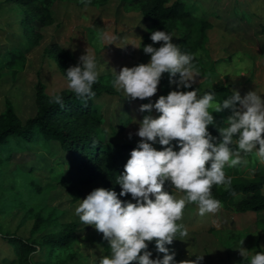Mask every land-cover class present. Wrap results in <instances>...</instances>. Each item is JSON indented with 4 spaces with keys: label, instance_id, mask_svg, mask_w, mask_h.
Listing matches in <instances>:
<instances>
[{
    "label": "rangeland",
    "instance_id": "1",
    "mask_svg": "<svg viewBox=\"0 0 264 264\" xmlns=\"http://www.w3.org/2000/svg\"><path fill=\"white\" fill-rule=\"evenodd\" d=\"M184 1L196 14L206 13L207 16L212 14L210 11L215 15L216 10L228 12L232 9L231 16H222L225 20L223 26L229 33H234L235 31L231 32L233 30L241 31L230 44L243 51L234 52L228 47L217 45L218 34L210 32L213 43L199 52V58L205 67L201 80L203 86L229 84L242 97L249 91L264 93V0H213L221 2V6H212V1L208 0H193V3L190 0ZM196 2L200 5L196 6ZM46 4L53 16L52 22H33L31 30L25 31L21 19L28 12V7L0 0V50L21 49L26 62L23 69L12 75L10 69L4 66V57L2 61L0 56V111L5 98H9L21 120L31 114L36 78L39 77L45 83L48 94L69 89L67 76L59 69L54 55L47 51L52 42L70 48L77 59L85 54L86 49L94 54L101 80L111 87L115 71L118 73L124 66L132 67L150 61L149 54L143 51L144 45L159 47L162 44L147 39L144 32L146 25L143 21L134 19L133 15L129 17V26L123 24L127 15L120 7L121 0H110L104 11L92 6L95 4L92 0H47ZM84 6H88L87 11H84ZM12 9L17 11L16 15ZM99 16H102L101 26L105 29L102 32L96 28L98 24L94 23ZM233 18L239 20V25ZM131 25H136L134 32L127 30ZM132 33L139 36L142 34L140 48L131 45L130 41H140L131 40L133 36L127 34ZM103 34L115 37V43L107 45L101 39ZM172 34L173 43L176 44L179 35L176 32ZM199 79L200 76L196 83ZM161 87L158 85L157 93L146 98V103L155 104V97ZM95 101L101 114L97 131L103 142L138 143L141 138L137 132L144 116L158 117L154 107L150 112L141 111L140 107L144 104L142 100L128 99L123 91L102 93ZM80 123L84 129L92 128L87 121L81 120ZM158 143L157 140L153 147L157 149ZM73 157L56 140L36 139L27 142L25 147L14 149L9 159L2 161L0 233L6 231L25 235L31 231L32 236L41 241L67 223H73L76 225L75 238L66 250L59 247L53 249V254L57 255L53 263L98 264L102 256L110 254L108 241L94 226L83 225L75 215V208L94 189L108 188L100 178L89 179L85 169L78 166ZM260 167L264 169V163L250 154L240 164L239 171L246 175L251 174L252 169ZM164 188L173 192L177 198L183 195L175 191L170 181L165 183ZM74 194H78L77 197ZM118 197L122 201H131L119 194ZM222 204L221 211L204 216L198 214L195 204L185 207L183 219L178 223H182L188 230V237L183 238L184 240L177 237L171 245H166L170 252L175 253L176 264L185 259L194 260L197 254H203L201 264H234L243 257L237 248L242 239V246L248 250L247 257L256 252H264V210L240 212ZM35 222L37 224L33 226ZM149 243H152L148 248L152 253L151 258L162 259L164 254L156 250L155 240ZM50 251L49 246H40L38 251L31 254V264H41L40 260H48ZM3 258L7 262H3ZM0 264H21L15 257L12 246L1 234Z\"/></svg>",
    "mask_w": 264,
    "mask_h": 264
},
{
    "label": "clouds",
    "instance_id": "2",
    "mask_svg": "<svg viewBox=\"0 0 264 264\" xmlns=\"http://www.w3.org/2000/svg\"><path fill=\"white\" fill-rule=\"evenodd\" d=\"M173 34L156 30L151 33L153 43L144 45L143 51L150 54L148 63L124 66L112 81L116 91H123L128 99L143 100L153 97L164 73H169V82L177 89L192 88L200 71L194 64L195 56L182 52L173 43ZM101 39L115 43V37L103 34ZM136 48L138 44H132ZM79 63L67 70V87L78 99L92 98L100 72L94 54L87 51L79 57ZM179 74L178 79H174ZM258 91H249L243 97L239 91L218 102L214 91L199 94V88L189 91L172 90L159 96L155 104L146 103L141 111L153 107L158 117L144 116L137 135L141 138L131 150L123 174L116 182L121 186L119 196L131 194L135 201H122L116 191L98 187L91 191L75 208V215L83 225H92L108 241L110 254L99 259L98 264H176L171 245L175 238L188 237L182 223L184 209L188 204L198 207V214H216L223 204L214 198V186L231 190L232 178L226 175L225 167L242 163V156L252 154L264 163V98ZM53 102L64 107L61 95H54ZM231 109L226 124L218 127L219 139L208 130L214 125L213 112ZM131 135V134H130ZM165 146L157 150L153 144ZM176 141L179 150L172 142ZM235 145V147H233ZM210 165V166H209ZM170 181L179 198L164 189ZM235 195L234 192H232ZM154 197V198H153ZM155 240L156 250L163 258L152 259L148 243ZM240 241V254L245 258L248 250ZM203 254L196 259H185L178 264H201ZM250 264H264V252L251 256Z\"/></svg>",
    "mask_w": 264,
    "mask_h": 264
},
{
    "label": "trees",
    "instance_id": "3",
    "mask_svg": "<svg viewBox=\"0 0 264 264\" xmlns=\"http://www.w3.org/2000/svg\"><path fill=\"white\" fill-rule=\"evenodd\" d=\"M24 4L28 12L21 19L25 31L31 30L33 22L47 24L52 22L53 16L46 4L47 0H9ZM95 3L104 4L109 0H92ZM128 5L136 6L144 19L148 21L146 26V38L151 39V33L162 30L169 33H178V43L182 52L194 54V64L200 74L204 67L200 58L196 55L198 49L204 48L208 35L207 29L210 22L206 13L196 14L184 0H124ZM48 53L54 55L59 69L67 76L66 70L80 61L74 53L57 42H52L47 48ZM0 56L4 57V66L10 69L14 75L18 70L25 67V54L21 49L0 50ZM169 73H164L159 85L161 90L156 96H166L172 90L189 91L199 88V94L206 91H214L217 101L221 102L232 95L229 84H217L211 87H203L201 84H193L192 88L177 89L175 83L169 82ZM178 79V75L176 78ZM34 100L31 114L21 120L14 110L9 98H5L4 106L0 111V164L9 159L12 151L25 147L27 142L42 139L44 141L56 140L78 162V166L85 169L89 179L100 178L105 186L116 191H121V186L116 182L117 177L124 172V166L130 158V153L138 143L122 142L112 144L103 142L97 131L100 121L99 107L95 98L102 93L117 92L99 76L97 83L93 85L95 96L92 98L78 99L70 89H62L55 94H48L45 83L36 78L34 81ZM54 95H61L64 99V107L53 102ZM141 101V99H140ZM146 104L145 99L142 100ZM159 116L160 113L157 112ZM231 115V109L221 112H213L215 124L209 125V132L219 139L218 127L226 124L227 117ZM81 120L92 125L90 129H84ZM175 150H179L176 141L172 142ZM163 145L158 143L157 149L162 150ZM235 147V145H233ZM243 160H247L250 154H241ZM242 160V161H243ZM210 166V165H209ZM240 164L235 167H225L226 175L232 178L231 190H225L223 186H214L212 194L226 206H231L237 211H260L264 210V169L254 168L251 174H242L239 171ZM87 179V180H89ZM166 191L167 189L164 188ZM235 193V195L232 194ZM170 193V191H169ZM78 194H74L77 197ZM128 197L134 203L131 194ZM37 222L34 223L35 226ZM264 225V219H263ZM76 225L67 223L56 233L42 238L41 241L28 234L17 232L0 233L12 246L13 253L21 264H31V254L38 251L40 246H49L48 260L39 261L41 264H56L53 249L66 250L75 238ZM152 243H148V248ZM57 256V255H56ZM51 258V260H50ZM251 257H242L234 264H250ZM9 261V260H8ZM3 262H7L3 258Z\"/></svg>",
    "mask_w": 264,
    "mask_h": 264
},
{
    "label": "crops",
    "instance_id": "4",
    "mask_svg": "<svg viewBox=\"0 0 264 264\" xmlns=\"http://www.w3.org/2000/svg\"><path fill=\"white\" fill-rule=\"evenodd\" d=\"M54 0H52V2H53ZM192 3L194 2L193 0H190ZM212 1V3H210L212 6L213 5H215V6H221V2H216V1H218V0H216V1H213V0H208V2H211ZM110 2V0L108 1V2H106V3H104V4H99V3H95V4H93L92 6H96V7H99V9L101 8V9H103L102 11H104V10H106L105 8L108 6V3ZM196 4H198V5H200L198 2H196L195 3V5ZM51 6H52V3H51ZM197 6V5H196ZM87 7L88 6H84L83 8H84V11H87ZM120 7H122V9L124 10V14H126L127 16V18H125L124 19V21H123V24L125 25V26H129V23H130V21H131V19L129 18L131 15H133V17H134V19H136V20H140V21H143V23H144V25H148V21L146 20V19H144L143 18V16H142V14H141V12H140V10L136 7V6H134V5H128L126 2H124V0H121V5H120ZM191 7V6H190ZM52 9H53V7H52ZM54 10V9H53ZM12 11H13V13H14V15H16L17 14V11L14 9H12ZM101 11V12H102ZM231 11H232V9L231 10H229L228 12H224L223 10H216L215 11V15H214V13H213V11H210V12H212V14H210L209 12V14H208V19H209V22H210V26L208 27V29H207V35H208V39H207V42H206V44H205V46H204V48H206V46L208 47V45H209V43H210V45L213 43V40H212V38L210 37V32H216L217 34H218V36H217V39H216V41H217V45H220L221 47H224V48H227L228 47V49H230L231 51H236V50H240V51H243V50H241V49H237L238 47L237 46H235V45H231L230 43L232 42V41H234V37L236 36V35H239V34H241V31H239V30H233V31H231V32H234V33H229V31H228V29L227 28H225L223 25H225V20H223L222 19V16H224V15H228V16H231ZM202 14V13H201ZM233 19H235V18H233ZM230 22V20H228V23ZM234 22H236L238 25H239V20H237V19H235L234 20ZM94 23L95 24H98V25H96L97 27L96 28H98L99 29V31L100 32H102L103 30H105L102 26H101V24H102V16H99L98 17V19L97 20H94ZM242 26V25H241ZM241 26H239L240 27V29H242L241 28ZM134 29L136 30V25H131V27L129 28V29H127V30H130V31H132V32H134ZM246 29V28H245ZM263 29V28H262ZM144 32H145V35H146V27H145V29H144ZM178 34V33H177ZM127 35H129L130 37L131 36H133V38L131 39V40H134V39H137V40H141V37L140 36H142V34L139 36V34H134V33H132V34H127ZM179 35V34H178ZM143 36H144V34H143ZM122 37V36H121ZM179 37V36H178ZM118 38H120V36H118ZM131 42V45L132 44H135L136 42V44H138L140 41H130ZM178 43V38H177V42H176V44ZM59 44V43H58ZM133 46V45H132ZM64 47V46H63ZM66 48V47H65ZM68 48V47H67ZM204 48H202V49H198L197 51H196V55L198 56V57H200V54H199V52L200 51H202ZM68 49H70V48H68ZM253 48H251V50H252ZM73 52V51H72ZM74 53V52H73ZM149 57H150V54H149ZM201 58V57H200ZM150 60V59H149ZM147 62H149L148 60H147ZM201 63H202V65H203V62H202V59H201ZM203 67H204V65H203ZM204 71H205V67H204V70H203V72L200 74V79L197 81V83H194V84H201L202 86H203V81H201V80H203V75H204ZM178 76H179V74H177ZM200 81V82H199ZM204 87V86H203ZM162 88V87H161ZM230 88H231V86H230ZM231 90H232V88H231ZM233 91V90H232ZM157 96V95H156ZM155 102H156V97H155ZM157 112V111H156ZM158 145V144H157Z\"/></svg>",
    "mask_w": 264,
    "mask_h": 264
}]
</instances>
